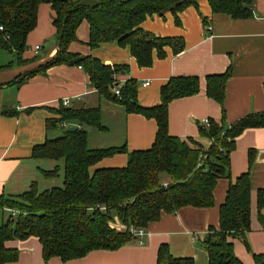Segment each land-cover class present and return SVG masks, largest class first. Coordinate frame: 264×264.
Returning a JSON list of instances; mask_svg holds the SVG:
<instances>
[{"label":"trees","instance_id":"trees-1","mask_svg":"<svg viewBox=\"0 0 264 264\" xmlns=\"http://www.w3.org/2000/svg\"><path fill=\"white\" fill-rule=\"evenodd\" d=\"M199 0H0V51L13 55V63L25 64L27 39L38 26L41 5L49 4L54 11L53 25L59 44L57 55L27 73L19 82L48 69L69 65L84 69L100 97L126 108L130 114L153 119L158 125L152 148L128 153L126 147L92 150L88 147L90 131H104L100 106L93 108L61 107L60 119L48 121V131L63 134L34 148L32 159L56 162L53 170H41L46 180L63 177V184L41 190L37 182L16 196H1L0 210L15 211L0 223V264L15 263L19 251L8 249L13 240L38 238L43 247V259L69 262L86 257L94 251H117L137 244L131 229L147 230L164 214L175 215L186 207L198 209L214 206V190L220 179L230 180L225 203L220 208L219 228L211 227L201 243L209 264H243L234 250L235 239L242 240L248 251L251 231L250 172L236 181L231 179V154L236 140L246 130L264 129V112L251 114L228 127L224 103L232 68L225 73L206 78L207 96L220 104L221 123L210 120L209 127L200 126V137L211 141L205 150L200 141L172 137L168 132L169 106L178 99L196 96L200 92L198 77L172 78L161 88V103L145 108L138 102V84L130 80L121 85L116 80L128 67L107 66L91 56L73 55L69 47L77 41V30L83 22L90 27L89 47L117 43L129 48L141 68L151 67L154 52L166 57V48L174 55L185 49L181 38H162L140 28L154 15L170 12L176 16L190 7L198 8ZM214 15H226L234 20L254 16L256 0H207ZM204 23L207 25V21ZM116 89L120 94H116ZM65 124L68 127L63 128ZM71 125L76 127L70 131ZM255 152H249L253 165ZM118 154H128L124 168L96 169L99 162ZM259 220L264 224V190L258 192ZM117 219L122 229L113 227ZM255 264H264V253L254 254ZM157 264H195L193 258H175L168 245H162Z\"/></svg>","mask_w":264,"mask_h":264},{"label":"crops","instance_id":"crops-1","mask_svg":"<svg viewBox=\"0 0 264 264\" xmlns=\"http://www.w3.org/2000/svg\"><path fill=\"white\" fill-rule=\"evenodd\" d=\"M54 15L51 5L40 6L38 26L28 36V48L23 56L28 62L22 65L13 63L0 72V197L22 194L34 182L39 187H49L46 189L59 187L55 186L59 181L63 184L62 176L46 180L41 175V170H53L56 163H51L48 169L44 164L52 161H37L31 157L35 147L50 140L48 121L60 119L56 112L64 107L65 100L70 102L66 108L100 106L105 130L89 132L88 147L92 150L126 147L128 153L145 151L152 148L156 140L158 125L155 120L130 114L124 106L100 97L81 67L54 66L19 84L27 73L57 55L59 44L53 25ZM177 16L179 23L176 16L168 12L162 17H148L140 26L157 37L181 38L185 44L184 51L178 55L166 48L163 59L154 52L151 67L141 68L130 49L117 43L91 49L90 27L86 21L78 28L77 41L70 45L69 52L91 56L107 66L128 67V71L116 80L121 85L135 80L138 102L145 108L160 105L161 88L172 78L198 77L200 92L196 96L170 104L168 132L172 137L200 141L207 150L211 141L200 137V126L206 120L221 123L223 118L220 104L207 96L208 76L223 74L232 68L224 103L228 127L243 117L264 112V0L255 1L254 16L247 20L214 15L207 0H199L198 8L190 7ZM37 46L41 49L36 53ZM42 51L45 53L39 57ZM7 65L0 64V67ZM62 127L68 126L63 124ZM250 151L255 152L252 166L249 164ZM230 159L233 182L247 172L252 177V217L248 233L251 250H247L242 240L235 239L233 243L235 254L243 264H255L253 253H264V224L260 222L258 212V192L264 190V129H249L239 136ZM128 160V154H118L99 162L92 172L124 168ZM229 186L227 178L218 181L212 208L186 207L175 215L164 214L159 222L148 226L146 235L138 238L137 244L112 252L94 251L69 262L53 258L45 263L39 239L31 237L6 243L8 249L19 251L18 261L11 264H157L159 249L164 244L170 247L175 258H193L195 264H209L201 243L211 227L219 228L220 208L226 201ZM115 220L113 227L121 230L120 222Z\"/></svg>","mask_w":264,"mask_h":264},{"label":"rangeland","instance_id":"rangeland-1","mask_svg":"<svg viewBox=\"0 0 264 264\" xmlns=\"http://www.w3.org/2000/svg\"><path fill=\"white\" fill-rule=\"evenodd\" d=\"M43 49H44V47H43ZM28 51H29V49H28ZM34 51L36 52V50H34ZM44 53H45V51H42V53L40 54L39 57H41V55H43ZM11 61L13 62V57H11L5 51H0V64H9ZM62 134H63V131H61V130H51L50 131V139L58 138ZM45 163L46 164H44V167L49 169L51 163L54 164L56 162H45ZM55 186H62L61 181H59V184L58 185H55ZM40 188H41V190H45L46 188H49V187L41 186ZM10 214L11 213L8 210H4V211L3 210H0V223H2L3 221L6 222L8 220V218H9Z\"/></svg>","mask_w":264,"mask_h":264},{"label":"built area","instance_id":"built-area-1","mask_svg":"<svg viewBox=\"0 0 264 264\" xmlns=\"http://www.w3.org/2000/svg\"><path fill=\"white\" fill-rule=\"evenodd\" d=\"M0 30L2 31L3 29L0 28ZM208 30H209V31L211 30L210 25L208 26ZM40 49H41L40 46L35 47L36 52H39ZM115 92H116L117 95L120 94V90H119V89H117ZM63 104H64V107H66V106H69L70 102H69L68 100H65ZM209 125H210V121H209V120H206V121L204 122V126L209 127ZM11 213H12L13 216H17V213H16L15 211H11ZM131 232H132L137 238H140V239H142V238L146 235V230H144V229H140V230H137V229H131Z\"/></svg>","mask_w":264,"mask_h":264},{"label":"water","instance_id":"water-1","mask_svg":"<svg viewBox=\"0 0 264 264\" xmlns=\"http://www.w3.org/2000/svg\"><path fill=\"white\" fill-rule=\"evenodd\" d=\"M76 127H71L70 131H75Z\"/></svg>","mask_w":264,"mask_h":264}]
</instances>
